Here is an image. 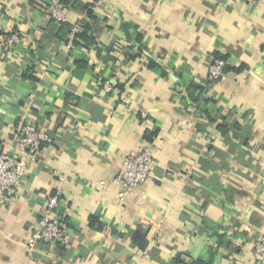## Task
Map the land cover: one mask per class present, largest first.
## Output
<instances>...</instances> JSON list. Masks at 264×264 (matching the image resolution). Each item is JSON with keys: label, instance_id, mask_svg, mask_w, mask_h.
<instances>
[{"label": "crops", "instance_id": "0c3cea01", "mask_svg": "<svg viewBox=\"0 0 264 264\" xmlns=\"http://www.w3.org/2000/svg\"><path fill=\"white\" fill-rule=\"evenodd\" d=\"M217 55L236 70L207 84ZM24 119L43 150L0 207V264H264V0H0V154L24 156ZM142 144L151 177L121 201ZM55 194L67 237L30 251Z\"/></svg>", "mask_w": 264, "mask_h": 264}, {"label": "built area", "instance_id": "2783aa9c", "mask_svg": "<svg viewBox=\"0 0 264 264\" xmlns=\"http://www.w3.org/2000/svg\"><path fill=\"white\" fill-rule=\"evenodd\" d=\"M58 14L56 9L53 10ZM76 30H74V33ZM73 38V37H72ZM71 38V40H72ZM19 41V34L13 32L4 37V45L13 47ZM227 61L213 58L208 67V80L212 82L225 78V66ZM106 91H111L112 85H105ZM20 142L24 150V156L11 153L0 154V207L4 208L19 196L24 188L28 176L29 167L32 163H39L43 150L44 133L33 122L24 119L21 127ZM154 161V152L150 144H142L136 149H128L124 152L122 162L115 178V183L122 186L118 193L121 201L137 186L144 184L151 177ZM60 195L55 194L48 198L47 207L42 214L38 227L30 234L26 241L27 248L32 251L41 244H54L64 241L67 237L65 223L58 212ZM255 251L260 257H264V239L255 244Z\"/></svg>", "mask_w": 264, "mask_h": 264}, {"label": "water", "instance_id": "95a60500", "mask_svg": "<svg viewBox=\"0 0 264 264\" xmlns=\"http://www.w3.org/2000/svg\"><path fill=\"white\" fill-rule=\"evenodd\" d=\"M108 223H111L108 219H106ZM113 233L119 234L118 230L114 227L113 224H111ZM148 233V228H138V229H131L127 232V235L132 237L134 240H136L139 244L141 245H146L147 244V239L146 235Z\"/></svg>", "mask_w": 264, "mask_h": 264}, {"label": "trees", "instance_id": "16d2710c", "mask_svg": "<svg viewBox=\"0 0 264 264\" xmlns=\"http://www.w3.org/2000/svg\"><path fill=\"white\" fill-rule=\"evenodd\" d=\"M81 2V0H60V3L65 5V6H68V5H73L74 7L79 5V3ZM86 9L88 10V13L89 15H91V17L94 18L93 16V12L88 8V6H86ZM87 28L85 29V32L88 31V29H90L88 26H86ZM218 58L220 59H224L227 61V57L226 56H223V55H217ZM234 69L236 70L234 67L230 66L228 63L226 64L225 66V71H229L230 69ZM207 84H211V81L210 80H207Z\"/></svg>", "mask_w": 264, "mask_h": 264}]
</instances>
